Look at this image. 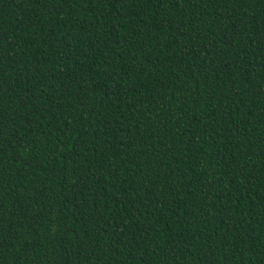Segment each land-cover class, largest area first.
I'll return each instance as SVG.
<instances>
[{"label": "trees", "instance_id": "1", "mask_svg": "<svg viewBox=\"0 0 264 264\" xmlns=\"http://www.w3.org/2000/svg\"><path fill=\"white\" fill-rule=\"evenodd\" d=\"M0 264H264V0H0Z\"/></svg>", "mask_w": 264, "mask_h": 264}]
</instances>
